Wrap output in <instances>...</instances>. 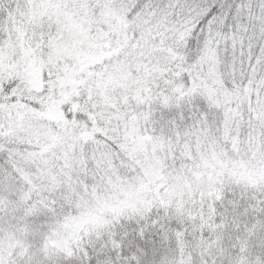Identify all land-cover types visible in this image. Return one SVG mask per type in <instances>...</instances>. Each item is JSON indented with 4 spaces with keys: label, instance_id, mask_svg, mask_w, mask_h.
Returning <instances> with one entry per match:
<instances>
[{
    "label": "snow or ice",
    "instance_id": "obj_1",
    "mask_svg": "<svg viewBox=\"0 0 264 264\" xmlns=\"http://www.w3.org/2000/svg\"><path fill=\"white\" fill-rule=\"evenodd\" d=\"M0 264H264V0H0Z\"/></svg>",
    "mask_w": 264,
    "mask_h": 264
}]
</instances>
